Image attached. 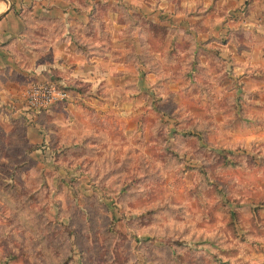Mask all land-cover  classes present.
Masks as SVG:
<instances>
[{"label": "rangeland", "instance_id": "obj_1", "mask_svg": "<svg viewBox=\"0 0 264 264\" xmlns=\"http://www.w3.org/2000/svg\"><path fill=\"white\" fill-rule=\"evenodd\" d=\"M13 1L19 51H45L65 14L118 70L97 90L55 83L88 93L58 128L27 105L55 81L0 69V264H264V0ZM178 10L232 18L210 64L189 52L214 22Z\"/></svg>", "mask_w": 264, "mask_h": 264}, {"label": "crops", "instance_id": "obj_2", "mask_svg": "<svg viewBox=\"0 0 264 264\" xmlns=\"http://www.w3.org/2000/svg\"><path fill=\"white\" fill-rule=\"evenodd\" d=\"M235 1L246 2L248 0H235ZM202 2L203 1H201V3ZM208 2H205L206 5L208 4ZM19 7L21 6L13 0H0V64H1L0 69H2V71L14 70V69H17L19 71L28 70L29 75L31 77L36 78V80L37 78H40V80L47 79L46 80L47 82H53L50 80H54L55 82L52 84L56 86L57 84L55 83H59L60 85L62 84V86H66V85H73L74 87L86 86L91 91L97 90V88L99 86H102L103 83L108 84L112 82V72L114 69L118 70V67L114 66L111 61L114 48H112V50L110 51L104 50L102 57L101 52H97L98 50H100L101 47L99 45L97 47L95 46L96 45L95 43L97 42L96 40H98L96 37H93L95 44L93 46L95 47L93 46L90 47L89 44L80 43L78 41H75V39L73 40L70 36L71 26L69 25L68 17L65 14L53 15V16L51 15L50 17H48L49 19L47 20L51 22V28H54V31L56 30L55 29L56 24L54 23L61 22V26L62 25L63 26L61 33L55 32L54 36L49 38L50 40H47V46L45 51L44 50L40 51L39 49L33 50L32 48H34V46H31V48H27V46L25 45V47H23L24 44L21 48V51H19L18 48L19 42L21 43L22 42L21 39H24L26 37V33H24V31L27 29V24L23 21L24 18L23 13L21 14L18 13ZM178 15L187 20L188 19L191 20V22H193L194 20H196V22H201V23L207 21L214 22L213 23L214 26L211 25L210 26L211 28L209 29L204 25H203L204 29L202 26H201L202 28H200V26H198L197 23L194 26L195 32L191 31L193 34L192 35L193 40L191 42H193L194 45L196 44V47H197V43H195V41L197 42L199 38H202V42L200 43L201 47H199L198 51L195 52V50L197 49L195 47L193 51L189 52L191 55L193 54V58L191 59V62L197 61L200 65L208 64V63L210 64L209 59L205 56V52H204V49H206L205 45L213 46V43L219 44V39L215 38L217 37L218 33L216 34L213 29L217 25L221 26L223 22H226L228 20L229 24H224L227 30V28L231 25L232 18L228 16L227 12L225 13L222 11H219V13H215V15L210 16L209 12L197 14V15L194 14L183 15L181 14L180 10H178L177 16ZM225 17H227V19H225ZM252 18L253 17L249 18L246 21H249ZM86 22L88 23H86V25H84L83 27L72 26V30H74V32L78 36L79 34H83L84 31L86 32L89 30L87 29V24H89L90 21H86ZM64 27H66V29L68 30L64 31ZM218 32L219 35H222L224 30L221 29ZM196 33L200 35L199 38L198 36H196ZM87 38L91 39L92 37H87ZM258 38H257V42L261 40L260 38L259 39ZM83 40L85 39L83 38ZM220 41H222L221 38ZM222 44H224L225 47L223 48L219 47L220 50L218 49L221 57H222V52L224 54H229V47L224 43V41H222ZM37 46L38 45H35V48H37ZM226 50L228 51V53L226 52ZM241 51H244V49H241ZM41 52L42 54L49 56V59L45 60L46 62H42L41 61L42 57L37 56L38 53ZM23 53L24 55H26V57H28L26 61H28L29 64L24 63L25 60L21 57V54ZM189 53L186 50L185 51L181 50L178 52L177 59L179 60L178 61L179 64L184 63V60L188 59L186 57L189 55ZM107 55L108 58L104 57ZM104 61H108V62H104ZM223 61H226L227 63V59ZM7 84L8 81H6V85ZM58 89H64V88H58ZM72 91L71 90L69 91L68 98L58 101L57 105L54 104L50 109H45L42 112L43 115L52 118L53 124L56 125L58 128L61 123L60 119L62 118L63 113L71 110V108L72 109L75 108L73 103H71L72 101H69L71 100V95H73L74 99H79V100L81 99L86 101V97L88 93H83L82 91H80V89L77 90L76 88L75 91L73 92ZM59 106H62L64 108L60 110ZM57 119L58 121H55ZM52 132L53 130L49 131L50 134H52Z\"/></svg>", "mask_w": 264, "mask_h": 264}, {"label": "built area", "instance_id": "obj_3", "mask_svg": "<svg viewBox=\"0 0 264 264\" xmlns=\"http://www.w3.org/2000/svg\"><path fill=\"white\" fill-rule=\"evenodd\" d=\"M69 97V92L52 83H40L30 87L27 105L35 113L49 109L53 104Z\"/></svg>", "mask_w": 264, "mask_h": 264}]
</instances>
